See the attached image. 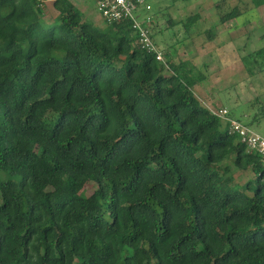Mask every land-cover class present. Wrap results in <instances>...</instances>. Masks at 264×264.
<instances>
[{
  "label": "trees",
  "instance_id": "obj_1",
  "mask_svg": "<svg viewBox=\"0 0 264 264\" xmlns=\"http://www.w3.org/2000/svg\"><path fill=\"white\" fill-rule=\"evenodd\" d=\"M163 54L70 0H0V264H264V157Z\"/></svg>",
  "mask_w": 264,
  "mask_h": 264
},
{
  "label": "rangeland",
  "instance_id": "obj_2",
  "mask_svg": "<svg viewBox=\"0 0 264 264\" xmlns=\"http://www.w3.org/2000/svg\"><path fill=\"white\" fill-rule=\"evenodd\" d=\"M94 4L93 0H88ZM155 12L154 41L165 53L172 55L175 63L188 62V68L203 80L195 87L196 95L210 110L227 108L234 117L243 114L259 122L250 127L264 136V71L251 77L243 58L264 47V5L256 6L253 0H151ZM95 5V4H94ZM234 9L240 15L224 22L222 17ZM199 15V20L187 27L189 17ZM52 15L47 13L50 20ZM88 20L97 26L104 22L99 12ZM214 31L210 40L207 31ZM225 123V120L223 119ZM226 124V123H225ZM233 171L237 168L231 161ZM239 182L252 174L236 173ZM0 179H8L0 173ZM94 192L92 184L85 194Z\"/></svg>",
  "mask_w": 264,
  "mask_h": 264
},
{
  "label": "built area",
  "instance_id": "obj_3",
  "mask_svg": "<svg viewBox=\"0 0 264 264\" xmlns=\"http://www.w3.org/2000/svg\"><path fill=\"white\" fill-rule=\"evenodd\" d=\"M97 11L109 23H122L130 21L133 30L139 36V43L142 48L157 54V59L164 62L163 52L156 46L150 24L154 19L151 15L147 16L153 6L151 0H93ZM211 111L220 116L228 125V132L236 134L241 143L246 144L248 149L257 150L264 157V136L254 131L242 121L230 118L227 108Z\"/></svg>",
  "mask_w": 264,
  "mask_h": 264
},
{
  "label": "crops",
  "instance_id": "obj_4",
  "mask_svg": "<svg viewBox=\"0 0 264 264\" xmlns=\"http://www.w3.org/2000/svg\"><path fill=\"white\" fill-rule=\"evenodd\" d=\"M54 0H50V2H53ZM72 1L79 10L83 13V15L86 17L92 16L93 13H97L96 6L94 4H91L88 2V0H70ZM49 3V2H48Z\"/></svg>",
  "mask_w": 264,
  "mask_h": 264
}]
</instances>
